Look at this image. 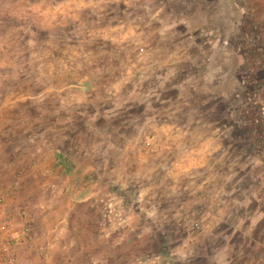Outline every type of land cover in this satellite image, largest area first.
Segmentation results:
<instances>
[{"label":"rangeland","instance_id":"obj_1","mask_svg":"<svg viewBox=\"0 0 264 264\" xmlns=\"http://www.w3.org/2000/svg\"><path fill=\"white\" fill-rule=\"evenodd\" d=\"M236 1L0 0V264H263L264 0Z\"/></svg>","mask_w":264,"mask_h":264},{"label":"crops","instance_id":"obj_2","mask_svg":"<svg viewBox=\"0 0 264 264\" xmlns=\"http://www.w3.org/2000/svg\"><path fill=\"white\" fill-rule=\"evenodd\" d=\"M208 1H210V0H208ZM234 3H239L238 1H236L235 0V2ZM170 65H171V62H170ZM172 71V70H171ZM171 71L170 70H168V73L170 74L171 73ZM217 86V85H216ZM57 157V156H56ZM56 157L55 158H53L54 160H52L51 159V162H52V164L51 165H49L46 169H44V167L41 165V167H40V169H38V167H37V165H35V163H34V161H32V163H30L29 165H27L25 168L28 170V172L29 173H33V172H35V171H37V170H40V171H42V173L44 172V170H45V172L47 173V175L48 176H51V174H50V172L51 171H53L54 173H52L53 175H55L56 173V168H55V164H56ZM54 161V162H53ZM60 164V163H59ZM62 164H60V166H58V168L57 169H59V168H62ZM41 173V172H40ZM47 176V177H48ZM51 180H53V179H51ZM248 204H250V202H248ZM256 219H258L257 217H255L254 215L253 216H251L250 214H248L247 215V221H250V222H255L256 221ZM258 220H260V219H258ZM238 225V224H237ZM237 229V228H236ZM235 229V227H233V228H231V231H235L236 230ZM232 236H233V234H232ZM231 236V237H232ZM231 243V242H230ZM233 245L234 244H229V242H227L226 241V243L224 244V247H223V249L220 251L221 253H223V255H226L227 256V251H230L231 249H232V247H233ZM239 249H241L240 247H238ZM46 249V248H45ZM48 249V248H47ZM232 251V250H231ZM230 251V252H231ZM235 251V250H234ZM256 252V251H255ZM42 253H44V251L42 252ZM235 253V252H234ZM263 256H264V245H263ZM233 257H234V255H233ZM233 257H225L224 256V258H222V259H220V260H217L216 261V264H233V260H231ZM255 257V256H254ZM262 260H263V264H264V257L262 258ZM39 264H51L47 259H46V257H44V258H40L39 259ZM147 262H139L138 264H146ZM60 264H67V263H64V262H62V263H60ZM70 264H72V263H70ZM90 264H94V262L92 263V262H90ZM247 264H250V261H249V263H247Z\"/></svg>","mask_w":264,"mask_h":264},{"label":"built area","instance_id":"obj_3","mask_svg":"<svg viewBox=\"0 0 264 264\" xmlns=\"http://www.w3.org/2000/svg\"><path fill=\"white\" fill-rule=\"evenodd\" d=\"M28 229L24 228L20 233L14 232L11 236V240L14 242H20L21 240H25V238H28ZM2 253H1V262L4 264H15L14 257L12 255V248L9 244H5L2 247Z\"/></svg>","mask_w":264,"mask_h":264},{"label":"trees","instance_id":"obj_4","mask_svg":"<svg viewBox=\"0 0 264 264\" xmlns=\"http://www.w3.org/2000/svg\"><path fill=\"white\" fill-rule=\"evenodd\" d=\"M59 163L62 164V158H61V156H60L59 154H57L55 168H56V167L58 168V166H60ZM62 165H63V164H62ZM62 167H63V166H62ZM57 168H56V172H57V171H60L61 168H59V169H57Z\"/></svg>","mask_w":264,"mask_h":264}]
</instances>
